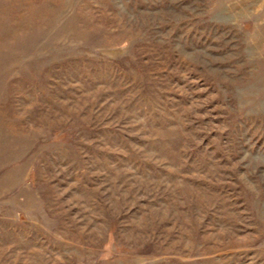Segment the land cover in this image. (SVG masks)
Listing matches in <instances>:
<instances>
[{
    "label": "rangeland",
    "instance_id": "rangeland-1",
    "mask_svg": "<svg viewBox=\"0 0 264 264\" xmlns=\"http://www.w3.org/2000/svg\"><path fill=\"white\" fill-rule=\"evenodd\" d=\"M0 264H264V0H0Z\"/></svg>",
    "mask_w": 264,
    "mask_h": 264
}]
</instances>
